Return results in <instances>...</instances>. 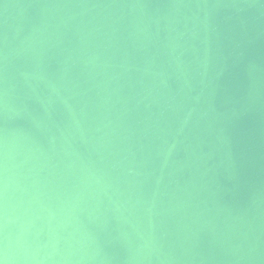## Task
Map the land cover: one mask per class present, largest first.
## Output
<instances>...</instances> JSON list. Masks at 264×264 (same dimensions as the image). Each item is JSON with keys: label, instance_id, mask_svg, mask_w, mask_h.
Instances as JSON below:
<instances>
[{"label": "water", "instance_id": "1", "mask_svg": "<svg viewBox=\"0 0 264 264\" xmlns=\"http://www.w3.org/2000/svg\"><path fill=\"white\" fill-rule=\"evenodd\" d=\"M3 264H264V0H0Z\"/></svg>", "mask_w": 264, "mask_h": 264}, {"label": "clouds", "instance_id": "2", "mask_svg": "<svg viewBox=\"0 0 264 264\" xmlns=\"http://www.w3.org/2000/svg\"><path fill=\"white\" fill-rule=\"evenodd\" d=\"M0 264H3V261H0Z\"/></svg>", "mask_w": 264, "mask_h": 264}]
</instances>
